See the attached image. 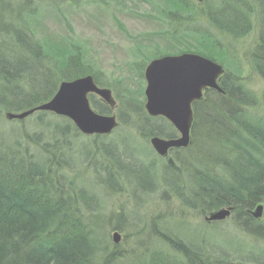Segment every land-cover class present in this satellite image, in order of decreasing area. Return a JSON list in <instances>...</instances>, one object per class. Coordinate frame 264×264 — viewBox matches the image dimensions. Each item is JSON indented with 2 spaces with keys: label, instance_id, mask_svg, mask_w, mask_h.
<instances>
[{
  "label": "trees",
  "instance_id": "16d2710c",
  "mask_svg": "<svg viewBox=\"0 0 264 264\" xmlns=\"http://www.w3.org/2000/svg\"><path fill=\"white\" fill-rule=\"evenodd\" d=\"M162 1L168 7L155 5L151 15L160 29L146 37L150 41L159 37L165 42H194L200 50L197 53L224 65L218 80L223 93L208 90L202 100L193 103L190 145L169 150L160 165L161 159L149 148L148 140L154 135L172 138L176 130L165 118L146 114L142 91L138 95L129 90L119 93L114 84H107L115 92L119 125L137 128L138 135L148 142L149 152L136 153L142 157L136 167L121 159L113 166L108 156L112 153L103 144L95 146L101 150V159L86 161L87 153H82L87 150L73 143L75 151L84 159L86 170L99 168L107 173L99 184L106 191L120 193L126 187L134 197L142 189L143 193L157 191L200 215L231 207V219L241 232L264 238V116L254 112L258 104L264 105V93L256 96L245 86L240 65L235 59L227 61L229 51L220 39L222 34L237 39L250 32L252 16L258 10L260 41L250 59L264 81V0H202L198 5L194 0ZM48 5L59 6L57 0H0V122L7 121L4 112L19 113L51 99L61 80L90 74L104 86L78 40L51 47L36 39L31 21L40 7ZM138 54L142 61L132 64L141 74L143 62L149 58ZM89 100L101 114L112 111L95 96ZM126 114L130 115L126 118ZM31 115L27 129L36 126L31 133L16 126L10 130L9 140L0 134V264H264V249L242 242L240 255L245 257L230 256L231 248L216 255L217 249H210L207 239L198 242V236L186 240L169 230L162 232L154 218L147 227L153 232L150 237L157 239L155 247L149 250L138 242L147 257L128 256L134 253L107 243L105 231L100 235L90 219L96 216L90 203L99 204L100 197L74 174L73 161L78 158L72 142L82 134L66 117L43 110ZM51 115L58 120H51ZM94 137L92 141L101 142L105 136ZM110 143L112 151L120 153V142ZM258 204L263 205L262 219L249 213ZM115 217L126 222L123 212ZM133 225L137 232L143 230L136 222ZM124 257H130V263H125Z\"/></svg>",
  "mask_w": 264,
  "mask_h": 264
},
{
  "label": "rangeland",
  "instance_id": "374dc122",
  "mask_svg": "<svg viewBox=\"0 0 264 264\" xmlns=\"http://www.w3.org/2000/svg\"><path fill=\"white\" fill-rule=\"evenodd\" d=\"M103 1H108L109 4L106 5ZM201 1L194 0V3L198 5ZM57 4L59 5L58 7L48 5L42 10L40 7L36 12V17L30 24L36 39L41 43L49 42L48 45L51 47H59L65 41L73 40L72 38L78 40L84 46V57H86L87 62L96 70L100 80L104 83L102 87L110 88L106 85L114 84V88L119 93L129 90L135 92L136 95L142 91L141 98L143 103L144 76H140L143 74V70L140 74L139 67H135L132 64H135L136 60L142 61V58L139 59L137 57L139 56L138 52L148 55L149 59L143 62L145 68L150 59L162 54L168 55L172 53L171 55H177L180 49L200 51L198 46L191 41L165 42L164 39L159 37L152 39V41L148 40L146 37L149 35L148 32H156L160 29L158 22L153 21L151 17V15L155 14L154 6L160 5L165 9L168 7L167 3L165 4L162 0H62L60 2L57 0ZM254 14L260 19L258 10H255ZM256 16H252L251 26L253 28L250 32L243 34L242 37L237 39H232L222 34L220 39L222 40V47L229 51L230 58H227V61L234 59L237 61V64L240 65L239 71L242 73L245 86L256 96L261 97L264 93V81L254 71L253 62L250 59L251 54L255 50L254 48L260 41ZM111 91L115 99V92L112 88ZM123 96L124 94L121 95V97ZM96 97L95 99H97ZM254 112L264 116L263 103L258 104L254 108ZM130 114H126L125 117L127 118ZM33 117L34 115H31L30 118H25L23 119L24 121L19 122L12 120L7 122L4 119L0 122V134L9 140L8 134L11 129H16V126L19 127V130L24 128L28 133H31L32 130L36 129V126L30 129H27V127L30 126V119ZM51 120L58 119H54L51 115ZM137 131V128H132L129 124L124 125L121 122L117 129L107 134L101 142L98 139L96 142L92 141L95 137L86 134L78 136L72 142L73 154L78 158V160L75 159V162L73 161L74 174L75 176L80 175L79 179L86 181V186L100 197L99 204L98 202L95 204L94 202L90 203L91 208L96 211L94 216H97H95L96 218L90 217V219L93 218L91 220L93 227H95L96 231H100V235L105 231L107 243L110 242L112 244L114 242L112 233L116 231L119 235V241L115 244L119 246L121 251L130 252V254L134 253L133 255H128L131 257H147L148 254L144 253L143 248L148 246V249L152 250L151 248L156 245L154 241L157 240L150 237L153 232L149 226L147 227V222L154 218V221H156L155 226L161 229L162 232L169 230L173 235H178L186 240H191L193 236H198V242L207 239L210 249H217L216 255L221 256V252H223L221 249L231 248L229 249L230 256H240L238 258L241 259L245 257L240 255L241 251H243L242 247H239L242 242L254 248L264 249V238L241 232L233 223L231 219L233 217L231 216V218L227 217L219 221L206 222L204 217L208 216L209 212L207 215L195 213L193 210L184 207L177 199L171 198L170 195L168 199L167 196L164 197V195L160 194L161 197H164L162 200L157 191L143 193L142 189L138 193V200V196L134 197L132 193L128 192L129 190L126 187L120 193L106 191L99 184L104 180V176H108L107 173L103 170H98L99 168L96 170L97 172L91 171L90 168L86 170L85 167L87 165L82 164L84 159L77 155L76 148L73 145L74 143L77 148L81 145L85 151L87 150L82 153L83 156L87 153L86 161L88 159L92 161L98 157L101 159V150L95 146L103 144V146H106L105 149L112 153V156H108L109 162L113 166L117 163L116 159H121L128 163L136 164L137 167V162L141 161L142 157L136 155V153L149 152L147 145H145L148 142L143 140ZM110 142H120L121 145H117L120 148V153L112 151ZM149 148L154 151L150 141ZM91 152L93 157L90 154ZM114 152L116 157H114ZM121 152H125L127 155ZM154 153L161 159L158 161L160 165L169 156V154L159 156L156 151ZM124 178L122 176V179ZM129 179L131 180V178ZM110 183L114 188H118L113 180ZM121 212L126 215V222L115 217ZM86 214H89V211H86ZM107 218L111 220L108 222L106 221ZM137 218L142 219L141 224H139L140 220ZM176 218L182 220L181 223L176 222L178 221ZM170 220L174 221L168 222ZM144 221L146 225H144ZM135 222L143 228L142 231L137 232V228L133 225ZM212 222H220V224H213ZM114 226L119 228L113 229ZM140 241H142L140 243L143 246L142 249H140L142 246L138 243ZM124 259H126L125 263H130L127 260H131L130 257H124ZM234 263L232 261V264Z\"/></svg>",
  "mask_w": 264,
  "mask_h": 264
},
{
  "label": "water",
  "instance_id": "95a60500",
  "mask_svg": "<svg viewBox=\"0 0 264 264\" xmlns=\"http://www.w3.org/2000/svg\"><path fill=\"white\" fill-rule=\"evenodd\" d=\"M224 73L222 65L196 53H180L179 55H162L147 62L143 72L145 79L143 108L148 115L166 118L178 131V136L166 139L159 136L150 138L153 149L166 156L173 147H186L190 144V132L193 123V106L203 98V92L215 89L221 90L218 79ZM89 94H96L106 102L111 109L115 107L112 91L100 87L90 74L62 80L56 93L48 101L29 110L14 113L6 112V120H19L35 111H48L59 116H65L80 133L84 135H107L119 124L115 114H100L91 108ZM263 205L258 204L253 209V216L260 219ZM230 208H220L208 213L205 221H219L230 216ZM119 235L112 233V240L117 243Z\"/></svg>",
  "mask_w": 264,
  "mask_h": 264
},
{
  "label": "flooded vegetation",
  "instance_id": "af4514ba",
  "mask_svg": "<svg viewBox=\"0 0 264 264\" xmlns=\"http://www.w3.org/2000/svg\"><path fill=\"white\" fill-rule=\"evenodd\" d=\"M252 211H253V209H252ZM252 211H249V213H250V215L252 216V217H254L253 216V212ZM230 213H231V211H230ZM248 213V214H249ZM231 216H232V213H231ZM233 217V216H232ZM231 218V217H230ZM255 218V217H254ZM220 222H222V221H220ZM220 222H212L213 224H220ZM211 223V222H210Z\"/></svg>",
  "mask_w": 264,
  "mask_h": 264
}]
</instances>
